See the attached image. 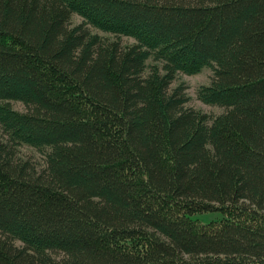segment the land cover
I'll use <instances>...</instances> for the list:
<instances>
[{
    "label": "trees",
    "instance_id": "trees-1",
    "mask_svg": "<svg viewBox=\"0 0 264 264\" xmlns=\"http://www.w3.org/2000/svg\"><path fill=\"white\" fill-rule=\"evenodd\" d=\"M0 123V264H264V0H0Z\"/></svg>",
    "mask_w": 264,
    "mask_h": 264
},
{
    "label": "rangeland",
    "instance_id": "rangeland-1",
    "mask_svg": "<svg viewBox=\"0 0 264 264\" xmlns=\"http://www.w3.org/2000/svg\"><path fill=\"white\" fill-rule=\"evenodd\" d=\"M83 21V18L77 14H74L72 17V24L76 25ZM93 31L98 32L105 41H113L120 39L121 43L124 46L130 45L135 42V39L127 36L118 37L110 33H105L103 31L97 30L93 28ZM148 64L155 63L154 59L151 57L148 59ZM213 69L211 67H204L200 71L196 73H185L178 72L175 80L172 84V87H176L180 84H183L185 87L186 95L188 98L187 106L193 107L196 110H199L203 113H206L209 117H215L225 111L224 107L219 105L209 104L202 100L200 96V90L203 86L209 85L213 78ZM12 105L15 109L20 111H25L26 107L24 103L20 101H12ZM8 143L11 149H15L16 155L22 159H29L34 164V166L42 167L45 166L46 162V151L48 148L38 149L34 146L28 144H14L10 141L9 136L3 129L0 123V141H4ZM204 222H209L213 219H219L222 217L220 212H207V213H199L195 215ZM18 244H22L20 241H17Z\"/></svg>",
    "mask_w": 264,
    "mask_h": 264
}]
</instances>
